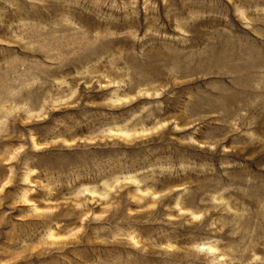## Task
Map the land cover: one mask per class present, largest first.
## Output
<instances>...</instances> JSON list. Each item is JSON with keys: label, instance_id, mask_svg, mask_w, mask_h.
I'll return each mask as SVG.
<instances>
[{"label": "rangeland", "instance_id": "rangeland-1", "mask_svg": "<svg viewBox=\"0 0 264 264\" xmlns=\"http://www.w3.org/2000/svg\"><path fill=\"white\" fill-rule=\"evenodd\" d=\"M0 264H264V0H0Z\"/></svg>", "mask_w": 264, "mask_h": 264}]
</instances>
